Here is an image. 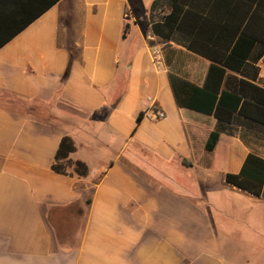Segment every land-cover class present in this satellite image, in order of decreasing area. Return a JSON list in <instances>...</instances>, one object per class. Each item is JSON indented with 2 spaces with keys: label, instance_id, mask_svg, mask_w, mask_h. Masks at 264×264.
I'll return each instance as SVG.
<instances>
[{
  "label": "crops",
  "instance_id": "crops-1",
  "mask_svg": "<svg viewBox=\"0 0 264 264\" xmlns=\"http://www.w3.org/2000/svg\"><path fill=\"white\" fill-rule=\"evenodd\" d=\"M29 1L48 9L0 49V264H264L230 255L208 197L264 212V191L226 182L249 154L264 158V126L237 115L206 150L218 122L180 108L169 75L203 86L211 61L163 26L169 0ZM257 66L264 89V59ZM149 98L165 119L145 118ZM65 137L86 177L66 162L65 174L53 169ZM244 229L245 246H264L259 227Z\"/></svg>",
  "mask_w": 264,
  "mask_h": 264
},
{
  "label": "trees",
  "instance_id": "trees-1",
  "mask_svg": "<svg viewBox=\"0 0 264 264\" xmlns=\"http://www.w3.org/2000/svg\"><path fill=\"white\" fill-rule=\"evenodd\" d=\"M221 1L201 4L199 0H169L171 13L163 18V26L183 34L181 38L189 51L211 61L203 86L169 75L180 108L217 120L218 127L206 143L208 152L215 149L221 133L233 134L231 125L237 115L264 126V89L255 83L260 72L257 65L264 59V0H232L233 6ZM29 2L0 0V49L48 9L33 13ZM238 13L243 14L239 22L235 19ZM157 28L155 24V35L170 39L160 35ZM142 119L141 114L138 123ZM74 151L72 139L65 137L53 169L65 174L69 166L79 177H86V164L69 160ZM226 182L260 198L264 191V158L249 154L240 172L227 174Z\"/></svg>",
  "mask_w": 264,
  "mask_h": 264
},
{
  "label": "rangeland",
  "instance_id": "rangeland-1",
  "mask_svg": "<svg viewBox=\"0 0 264 264\" xmlns=\"http://www.w3.org/2000/svg\"><path fill=\"white\" fill-rule=\"evenodd\" d=\"M7 99L10 100L9 102H12V104L17 103L14 97L10 96ZM190 185L193 191H198V182L193 181ZM208 195L211 199L210 203L214 206L211 208V218L220 242L222 240L225 241V239H229L231 244H233L229 248L230 255L234 256L236 261H239L242 258H246V260H252V258H263L264 246H245L247 244L243 241L244 235H242V230L247 223L254 224L256 227H259V231L256 230L258 237L255 239L258 244H264V212L262 214H256L253 218L250 215L241 214L238 205L234 203L232 199L227 200V197H225L224 200L223 196L220 193H217V191H212ZM246 206L248 205L243 204L244 208ZM244 233L247 235L253 234V232L245 231V229ZM247 243L250 242L248 241Z\"/></svg>",
  "mask_w": 264,
  "mask_h": 264
},
{
  "label": "built area",
  "instance_id": "built-area-1",
  "mask_svg": "<svg viewBox=\"0 0 264 264\" xmlns=\"http://www.w3.org/2000/svg\"><path fill=\"white\" fill-rule=\"evenodd\" d=\"M152 59L157 69H160L163 66V58L157 50H154L152 53ZM147 101L149 102V107L145 112V118L155 122L165 119L166 114L159 109L154 100L149 98Z\"/></svg>",
  "mask_w": 264,
  "mask_h": 264
}]
</instances>
